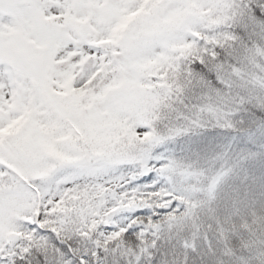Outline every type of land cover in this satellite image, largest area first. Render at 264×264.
I'll return each instance as SVG.
<instances>
[{"label": "snow or ice", "instance_id": "snow-or-ice-1", "mask_svg": "<svg viewBox=\"0 0 264 264\" xmlns=\"http://www.w3.org/2000/svg\"><path fill=\"white\" fill-rule=\"evenodd\" d=\"M0 264H264V0H0Z\"/></svg>", "mask_w": 264, "mask_h": 264}]
</instances>
